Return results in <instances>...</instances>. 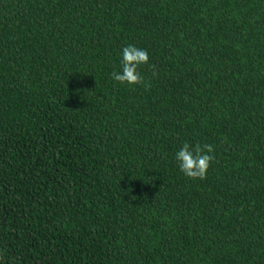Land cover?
Instances as JSON below:
<instances>
[{"label": "trees", "instance_id": "1", "mask_svg": "<svg viewBox=\"0 0 264 264\" xmlns=\"http://www.w3.org/2000/svg\"><path fill=\"white\" fill-rule=\"evenodd\" d=\"M0 264H264V0H0Z\"/></svg>", "mask_w": 264, "mask_h": 264}, {"label": "clouds", "instance_id": "2", "mask_svg": "<svg viewBox=\"0 0 264 264\" xmlns=\"http://www.w3.org/2000/svg\"><path fill=\"white\" fill-rule=\"evenodd\" d=\"M146 65H149L148 52L130 44L122 49L119 70L111 73V79L133 90L137 86L150 88V81L145 80L140 72L141 67ZM175 160L179 171L187 179L202 181L206 179L208 169L215 160V147L208 143L190 144L185 141L175 153Z\"/></svg>", "mask_w": 264, "mask_h": 264}]
</instances>
